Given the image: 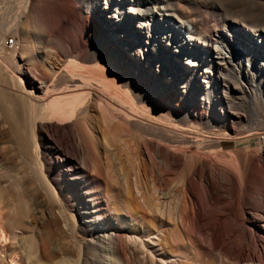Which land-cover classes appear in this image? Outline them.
<instances>
[{
    "label": "bare ground",
    "instance_id": "bare-ground-1",
    "mask_svg": "<svg viewBox=\"0 0 264 264\" xmlns=\"http://www.w3.org/2000/svg\"><path fill=\"white\" fill-rule=\"evenodd\" d=\"M111 1L85 6L103 38L63 0L24 1L20 20L27 24L45 10L63 28L44 23L38 44L13 22L9 33L22 42L6 56L0 36V138H11L2 146L5 157L10 165L32 163L35 182L72 222L69 245L37 243L25 207H10L20 203L16 190L29 168H11L0 148V167L13 172L6 186L0 176V264H55L69 247L71 264H264V127L228 124L236 111L217 100L240 92L260 106L254 87L264 89V29L251 36L225 30L214 41L201 23L175 18L162 0ZM131 23L139 29L133 37L126 35ZM113 46L135 53L131 68L121 70ZM170 50L178 60L189 58L186 80L199 87L194 102L172 103L171 85L161 87L152 76ZM205 64L218 65L219 78H207ZM256 136L262 141L254 148L236 147ZM123 156L141 166L133 185ZM15 242L20 248L9 246Z\"/></svg>",
    "mask_w": 264,
    "mask_h": 264
},
{
    "label": "rangeland",
    "instance_id": "rangeland-1",
    "mask_svg": "<svg viewBox=\"0 0 264 264\" xmlns=\"http://www.w3.org/2000/svg\"><path fill=\"white\" fill-rule=\"evenodd\" d=\"M22 1H21L22 6H20L19 3H21V2H19V0H11V2H9V0H7V2H5V3L3 2L2 5H0V12H1L0 13V36L3 34L6 35V37L4 38V41H3L4 53L6 56H10L11 52L13 51V48H9L6 45V42L8 40L12 39L14 41V43H15L14 48H16V47L18 48L20 46V43L22 42L20 35H14L12 33H9L10 29H11V25L13 24V22L17 21L19 24H21L22 27H25V29L29 32L30 37L33 39V41L36 44H38V42L41 41V39L39 40V36L43 32L44 26H41V25H43L44 23L49 24V26L53 27V28H61V26L58 22V16L55 13L45 12V10L40 11L38 16H35V17L32 16L29 20H27V22H28L27 24H26V20L24 21L23 18H21V20H20V18H18V15H20L21 11L23 10L22 8L24 6L25 0H22ZM63 1L66 5H68V7L71 8L72 13L79 19V21H81L83 23V25L89 26L91 29L95 28V30L98 33V36L99 37L101 36L103 38L102 34L99 32V30L97 28V26H101V24L99 22L96 23L92 17H89L87 15V13H85L86 12L85 6L87 5L88 0H63ZM92 1H94V0H92ZM111 2H112L111 4L114 5L115 0H112ZM159 3L161 6H164V8L166 7L165 9H167V10L170 9L171 10L170 13H172V15L174 17L176 16L177 19L179 18L178 20H180V21L185 20L184 22L186 24H189L190 21H195L196 23H201L202 26L204 27V29L209 31L213 35L210 37L214 41H218L216 36H219V34L223 33L225 30H229L230 32L234 33L235 32L234 29L235 30L238 29L240 31V33L243 32V34H247L246 32H248L249 35L251 36L252 33L255 35L256 34L259 35L261 33V30L264 29V0H164V1L162 0V2H159ZM175 3H178V4H175ZM178 5H180V7ZM14 6L16 9L14 8ZM150 6H152V5H150ZM11 7H12V9H11ZM18 7L21 9H18ZM170 7H172V8H170ZM198 7H200V8H198ZM9 8H10V10H9ZM191 8H193V10ZM6 11L10 15L12 14V16L7 17L9 14H7ZM193 11H194V13H193ZM223 13H225V14H223ZM5 15L7 18L6 17L4 18ZM182 15H183V17H182ZM235 15H237V16H235ZM224 16L226 18H224ZM1 17L4 21L1 19ZM185 17H187V18H185ZM216 17L217 18L219 17L218 20H216ZM233 17L234 18L238 17V18L234 19ZM249 18L250 19L252 18L253 20L251 19L252 20L251 21V20H249ZM238 19L240 21L235 22V20L238 21ZM259 19H261V20H259ZM107 20H110V19H107ZM231 20H232V22H231ZM103 21L104 20H102L101 22L103 23ZM255 22H256V25H259V27L254 24ZM205 23H206V26H205ZM210 24H213V25H210ZM231 25H232V27H231ZM234 26H236V27H234ZM252 26L255 28V31H254V28ZM29 27H30V29H29ZM40 27L41 28L43 27V28L41 29ZM256 27H258L257 30H256ZM36 29H37V31H36ZM61 29H63V28H61ZM137 33L139 34V29H137V23H131L129 28L127 29L126 35L133 37ZM112 48L114 49V51L116 52V54L120 60L119 67L121 68V70L123 72H124L125 68L126 69L128 67L131 68L132 62H135V60H137L135 53L134 52L131 53V49H127L124 47L119 49V48H115L114 46ZM164 53H165L164 61L160 64V67L157 68L154 66L153 69L150 70L152 72V76L155 77L156 79L160 78L159 79L160 80L159 85L161 87L165 86L167 84L171 85V86H169L170 89H169L167 96L170 97V100L172 101V103L176 104L177 101L182 102V103H185V101H192V102L196 101V98L200 97L199 95L195 96L196 93L197 94L199 93V87L194 82L186 80L187 78H191V77H189L190 75L188 74L189 72L187 70V66L185 65V62L188 61L189 58H186L185 60H178L176 58L178 56V54H176L172 51L171 52H169V51L165 52L164 51ZM210 53H212V52H210ZM158 59H159V57H158ZM136 63H139V61ZM204 66L209 71V73L207 74V78H219V76L222 73L219 70L218 65H213V66L209 67L207 64H205ZM147 69H149V67H147L146 70ZM167 69L169 70V73H171L173 75V77L168 75L169 78H167V75L165 74ZM203 71H204V69H203ZM194 78H198V77H194ZM227 78H230V77H227ZM182 84H183V88H181ZM213 84L212 83L209 84L208 90L211 93H214L216 90V88ZM175 85L177 86V89H176ZM254 90H255V94L257 96L256 100L257 101L260 100V101H258V104L260 103L259 104L260 106L255 107L256 109L250 105L251 101L253 99L250 97H247L246 95H244L240 92H236V93L232 92L230 94H227L229 97L222 95L223 96L222 100L217 99L223 103L225 102L228 106V107L226 106V108L229 109L230 111H232V112L236 111L235 118L233 119V121H228V124L234 125V126L240 127V128H243L244 125L246 126L244 128H255V127L259 128L262 125L264 127V123H263L264 122V89H262L261 87H254ZM177 91H180V93L177 94ZM230 98H231V100H230ZM213 100H214V97L211 96V101L213 102ZM194 105L198 109L200 108L199 106H197L196 103ZM234 105H235V107H234ZM216 110H217V108H216ZM239 112H241V114H239ZM234 122H235V124H234ZM215 123H217V122H215ZM252 126H254V127H252ZM10 141H11V138L9 137V135H8V137L0 138V148L2 149V151L4 148L6 149V147H8L7 145H9ZM258 141L259 142L262 141V136L252 137V138H249L246 140H242V142L239 141L236 143V147L237 148H244V147L254 148ZM2 146L4 148H2ZM2 151H0V152H2ZM4 152L5 151H3L2 155L5 157L6 154ZM2 155L0 157L1 159H2ZM4 157H3V160L6 163L7 162L9 163L10 158L9 157L4 158ZM130 159L131 158H129V160ZM6 160H8V161H6ZM123 160H126L129 162V163H127L126 161H124V162H126V164L124 163V166H125V170L127 171V177H128L127 180H128V182H130V184L133 185L134 181H135V177L137 175H138L137 176L138 179L142 178L141 173H140L141 172L140 171L141 166H140L137 159L132 158L129 161V160L125 159L123 156ZM16 164L17 165H14V164L10 165V163H9L8 165L10 167L13 166L11 168H14L15 170L19 169V167L20 168L22 167L21 164H18V163H16ZM29 166H23L22 167L23 170L29 168L28 169L29 171L28 170L26 171L27 174H28V172L29 173L31 172V168L33 166L32 163H31V165L29 164ZM1 170L4 172H6V171L2 167H0V176H1V179L4 180V182H5L4 186L9 185V183L12 182L11 179H13L12 178L13 172L12 173L10 172L11 174H9V172H8L9 170L6 173L2 172ZM26 176H27V178H25L26 181L29 180L27 183L25 181L26 186L22 185L19 188V190H16V191H18L17 192L18 196H19V194L21 196L20 197V203H14V201L11 202V205H12V206H10V207H12L11 211H13V210L15 211L17 209V205H22V208L25 207L24 210H26V212L28 214V217H27L28 219L26 220V224H28V225L30 224V225L35 226L34 228H36L35 233H36L37 243H39L40 241H43L45 243H50V247L54 248L55 250L56 249L58 250V245H63V244L69 245V235H70V230L72 227V222H71L70 218L63 211V209L59 208L55 204V202L53 201L51 196L39 187L38 183H36L37 182L36 179L31 175V173L29 175H26ZM28 176H30L29 178H31V180L28 178ZM28 183H29V185H28ZM87 185H88V183H87ZM30 186L32 188L33 187H35V188L32 189ZM22 187H24V188H22ZM35 190H38V191L35 193ZM133 191H134V194L136 195L135 187L133 188ZM131 195H132L131 192H129V194H128L129 198ZM18 196L15 197V199H17ZM129 198H127V201H128V203L132 204L131 198L130 199ZM17 200H19V199H17ZM17 200H15V201H17ZM130 209H131L130 212L132 213V211H133L132 214L135 215L136 210L134 209V207H133L134 210L132 209V207H130ZM7 210H8V208H7ZM11 211H10V213L14 212V211L13 212H11ZM5 213H7L6 210H5ZM100 229H102V226H100ZM24 237L25 238L28 237V234L26 235V233H24L23 238ZM20 244L21 243L15 242V243H10L9 246H11L12 248H17V247L20 248ZM21 252L22 253H19V254H20L22 261H23L24 256H25V252L23 250ZM0 260H1V258H0ZM72 262H73V258H72V248L71 247H69L67 254L64 255L61 253L55 260V264H71ZM109 262L112 263L113 261H109ZM1 264H6L5 259H2Z\"/></svg>",
    "mask_w": 264,
    "mask_h": 264
},
{
    "label": "built area",
    "instance_id": "built-area-1",
    "mask_svg": "<svg viewBox=\"0 0 264 264\" xmlns=\"http://www.w3.org/2000/svg\"><path fill=\"white\" fill-rule=\"evenodd\" d=\"M6 45L9 47V48H13L15 46V43L14 41L11 39V40H8L6 42Z\"/></svg>",
    "mask_w": 264,
    "mask_h": 264
}]
</instances>
